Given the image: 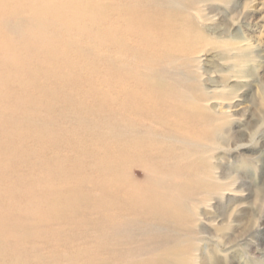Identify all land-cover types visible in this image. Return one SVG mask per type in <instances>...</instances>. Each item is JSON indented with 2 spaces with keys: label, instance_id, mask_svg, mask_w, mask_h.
Listing matches in <instances>:
<instances>
[{
  "label": "rangeland",
  "instance_id": "obj_1",
  "mask_svg": "<svg viewBox=\"0 0 264 264\" xmlns=\"http://www.w3.org/2000/svg\"><path fill=\"white\" fill-rule=\"evenodd\" d=\"M0 264H264V0H0Z\"/></svg>",
  "mask_w": 264,
  "mask_h": 264
},
{
  "label": "bare ground",
  "instance_id": "obj_2",
  "mask_svg": "<svg viewBox=\"0 0 264 264\" xmlns=\"http://www.w3.org/2000/svg\"><path fill=\"white\" fill-rule=\"evenodd\" d=\"M122 4H123V3H122ZM142 4H143V3H142ZM123 5H124V4H123ZM159 7H160V6H159ZM161 8H162V7H161ZM53 20H54V19H53ZM38 28H39V27H38ZM176 29H178V28H176ZM182 29H183V28H182ZM136 39H137V38H136ZM135 42H136V41H135ZM139 42H140V41H139ZM142 42H144V41H142ZM136 43H137V42H136ZM148 43H149V42H148ZM188 43H189V42H188ZM142 44H143V43H142ZM138 45H139V43H138ZM144 45H145V44H144ZM188 45H189V44H188ZM191 45H192V42H191ZM150 46H151V45H150ZM188 47H190V46H188ZM144 48H145V47H144ZM161 48H162V47H161ZM165 48H166V47H165ZM185 48H186V47H185ZM185 48H184V50H187V49H188V48H186V49H185ZM145 49H146V48H145ZM163 49H164V48H163ZM189 49H190L191 52H192L193 47H192V49H191V48H189ZM165 50H166V49H165ZM147 51H148V50H147ZM181 51H182V50H181ZM188 51H189V50H188ZM194 51H195V50H194ZM194 51H193V52H194ZM186 52H187V51H186ZM199 52L202 54V52H206V51H205V50H197V51H195L194 53H199ZM182 53H183V52H182ZM184 53H185V52H184ZM185 54H186V53H185ZM185 54H183V56H184ZM191 54H192V53H191ZM161 55H162V54H161ZM192 55H193V54H192ZM185 56H186V55H185ZM159 57H161V56H159ZM159 57H158V58H159ZM189 57H190V56H189ZM119 58H120V57H119ZM185 58H186V57H185ZM185 58H184V59H185ZM161 59H163V58L161 57ZM191 61H192V60H191ZM199 61H200V60L198 59V63H199ZM150 64H151V63H150ZM125 67H126V66H125ZM149 67H151V66H149ZM126 80H127V79H126ZM141 80H142V79H141ZM128 82H129V81H128ZM122 84H123V83H122ZM163 84H164V82H163ZM124 85H126V84H124ZM164 85H165V84H164ZM166 85H167V84H166ZM145 87H146V86H145ZM145 87H144V88H145ZM119 88H120V87H119ZM123 88H124V87H123ZM173 88H174V87H173ZM223 88H224V87H223ZM168 89H169V87H168ZM149 92H150V91H149ZM149 92H148V93H149ZM166 92H167V91H166ZM166 92H165V93H166ZM137 93H138V92H137ZM148 93H147V94H148ZM173 93H174V92H173ZM182 93H183V92H182ZM116 94H117V93H116ZM183 94H184V93H183ZM174 95H175V94H174ZM178 95H179V94H178ZM120 96H122V95H120ZM170 96H171V95H170ZM191 96H192V95H191ZM172 97H174V96H172ZM178 97H179V96H178ZM180 97H181V95H180ZM120 99H121V98H120ZM125 99H126V98H125ZM148 101H149V100H148ZM180 101H181V100H180ZM119 102H120V101H119ZM119 102H118V103H119ZM200 102H202V101H200ZM204 102H205V101H204ZM206 102H207V101H206ZM208 102H209V101H208ZM138 103H139V102H138ZM144 103H146V102H144ZM200 104H201V103H200ZM119 105H120V104H119ZM122 105H123V104H122ZM124 105H125V104H124ZM138 105H139V104H138ZM141 105H142V104H141ZM143 105H145V104H143ZM146 105H147V104H146ZM146 105H145V106H146ZM205 106H206V105H205ZM123 108H124V107H123ZM121 109H122V108H121ZM119 110H120V109H119ZM194 110H195V109H194ZM120 111H121V110H120ZM148 111H149V110H148ZM114 113H115V112H114ZM124 113H125V111H124ZM115 114H116V113H115ZM120 114H122V113H120ZM191 114H192V113H191ZM193 115H196V114L193 113L192 116H193ZM201 115H202V114H201ZM121 116H122V115H121ZM127 116H128V114H127ZM151 116H153V115H151ZM151 116H150V117H151ZM190 116H191V115H190ZM192 116H191V117H192ZM202 116H203V115H202ZM117 117H118V116H117ZM117 117H116V118H117ZM123 117H124L123 120H125V116H123ZM128 117H129V116H128ZM194 117H195V116H194ZM203 117H204V116H203ZM203 117H202V118H203ZM113 118H114V116H113ZM130 118H131V117H130ZM132 118H133V117H132ZM132 118H131V119H132ZM153 118H154V117H153ZM156 118H157V117H156ZM117 119H118V118H117ZM119 119H120V117H119ZM126 119H127V118H126ZM151 119H152V118H151ZM120 120H121V119H120ZM129 120H130V119H129ZM133 120H136V119L134 118ZM133 120H132V122H133ZM145 120H146V119H145ZM195 120H196V119H195ZM198 120H199V119H198ZM206 120H207V119H206ZM130 121H131V120H130ZM149 121H150V120H149ZM191 121H192V120H191ZM196 121H197V120H196ZM116 122H117V121H116ZM122 122L126 123V122H128V120H125V121H122ZM209 122H210V121H209ZM133 123H134V122H133ZM133 123H132V124H133ZM135 123H136V122H135ZM117 124H118V122H117ZM132 124H131V125H132ZM119 125H120V124H119ZM134 125H135V124H134ZM128 126H129V125H128ZM135 127H136V125H135ZM122 128H123V127H121V129H122ZM205 128H207V127H205ZM116 129H117V128H116ZM126 129H127V128H126ZM133 129H136V128H133ZM149 129H150V128H149ZM127 130H129V129H127ZM150 130H151V129H150ZM117 131H118V129H117ZM120 131H121V130H120ZM135 131L137 132V130H135ZM141 131H143V129H142ZM141 131H140V133H141ZM144 131H145V130H144ZM147 131H149V130H147ZM158 131H159V130H158ZM160 131H161V130H160ZM136 132L133 131L134 135H135ZM149 132H150V131H149ZM113 133H114V131H113ZM113 133H112V134H113ZM115 133L117 134V132H115ZM118 133H119V132H118ZM127 133L131 134V133H130V130H129V132L127 131ZM127 133H126V134H127ZM119 134H120V133H119ZM126 134H125V135H126ZM137 134H138V133H137ZM1 135H2V134H1ZM113 135H114V134H113ZM120 135H121V134H120ZM122 135H123V134H122ZM122 135H121V136H122ZM127 135H128V134H127ZM121 136H119V137H121ZM125 137H126V136H125ZM2 138H4V137H2ZM2 138H1V140H2ZM5 138H6V137H5ZM116 145H117V144H116ZM192 145L195 146V144H191V146H192ZM192 148H193V147H192ZM16 149H17V148H16ZM199 149H200V148H199ZM191 150H192V149H191ZM193 150H194V149H193ZM200 150H202V149H200ZM202 152H203V151H202ZM197 153H198V152H197ZM203 154H204V153H203ZM143 155H144V154H143ZM198 156H200V155H198ZM118 157H119V156H118ZM120 157H121V156H120ZM200 157H201V156H200ZM120 159H121V158H120ZM123 161H124V160H123ZM129 161L132 162L133 160H129ZM136 161H138V159L135 160V161H133V162H136ZM143 161H144V160H143ZM125 163H126V162H125ZM140 163H141V162H140ZM142 163H144V162H142ZM142 163H141V164H142ZM115 164H116V163H115ZM120 164H121V163H120ZM127 164H128V163H127ZM113 165H114V164H113ZM143 166H144V165H143ZM115 167H116V165H115ZM115 167H114V168H115ZM146 168H147V167H146ZM152 168H153V167H152ZM159 168H161V166L158 167V169H159ZM115 169H116V168H115ZM147 169H149V168H147ZM153 169H154V168H153ZM156 169H157V168H155V170H156ZM150 170H152V169H150ZM164 171H165V170H164ZM164 171H163V172H164ZM153 172H154V171H153ZM158 173H159V172H158ZM160 173H162V172H160ZM171 173H172V172H171ZM171 173H170V175H171ZM176 173H177V171H176ZM178 173H179V172H178ZM146 174H148V173L146 172ZM174 174H175V172H174ZM174 174H173V175H174ZM152 175H153V173H152ZM173 175H171V176H173ZM177 175H178V174H177ZM154 176H155V175H154ZM156 176H157V175H156ZM171 176H168V177H171ZM163 177H164V176H163ZM157 178H158V177H157ZM180 178H181V177H180ZM149 179H150V178H149ZM153 179H154V178H153ZM169 179H170V178H169ZM172 179H173V178H171L170 180H172ZM182 179H183V177H182ZM157 180H158V179H157ZM178 180H179V179H178ZM174 181H175V180H174ZM172 182H173V180H172ZM148 183H149V182H148ZM150 183H151V181H150ZM153 183H155V182H153ZM153 183H152V184H153ZM158 184H159V183H158ZM158 184H157V185H158ZM161 186H162V185H161ZM145 187H146V186H145ZM147 187H148V186H147ZM154 188H155V187H154ZM157 188H158V187H157ZM161 188H162V187H161ZM163 188H164V187H163ZM155 189H156V188H155ZM158 189H159V188H158ZM156 190H157V189H156ZM157 191H158V190H157ZM158 192H160V191H158ZM160 194H161V193H160ZM161 195H162V194H161ZM172 198H173V197H172ZM176 198H177V197H176ZM171 200H172V199H171ZM174 201H175V200H174Z\"/></svg>",
  "mask_w": 264,
  "mask_h": 264
}]
</instances>
